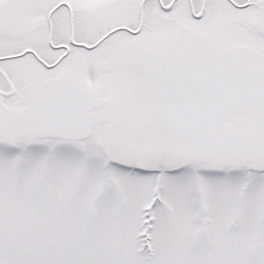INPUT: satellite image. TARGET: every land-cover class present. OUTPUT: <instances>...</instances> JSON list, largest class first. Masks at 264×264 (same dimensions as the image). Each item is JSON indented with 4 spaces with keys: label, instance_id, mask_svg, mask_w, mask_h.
<instances>
[{
    "label": "snow or ice",
    "instance_id": "1",
    "mask_svg": "<svg viewBox=\"0 0 264 264\" xmlns=\"http://www.w3.org/2000/svg\"><path fill=\"white\" fill-rule=\"evenodd\" d=\"M0 264H264V0H0Z\"/></svg>",
    "mask_w": 264,
    "mask_h": 264
}]
</instances>
